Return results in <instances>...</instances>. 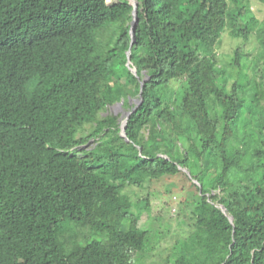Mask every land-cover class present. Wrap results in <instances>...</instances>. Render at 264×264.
<instances>
[{
    "label": "trees",
    "instance_id": "trees-1",
    "mask_svg": "<svg viewBox=\"0 0 264 264\" xmlns=\"http://www.w3.org/2000/svg\"><path fill=\"white\" fill-rule=\"evenodd\" d=\"M137 2L133 75L126 0H0V264L144 261L174 177L193 218L161 264H264V0ZM129 97L126 141L102 113Z\"/></svg>",
    "mask_w": 264,
    "mask_h": 264
},
{
    "label": "rangeland",
    "instance_id": "rangeland-1",
    "mask_svg": "<svg viewBox=\"0 0 264 264\" xmlns=\"http://www.w3.org/2000/svg\"><path fill=\"white\" fill-rule=\"evenodd\" d=\"M114 1L118 0H107V3L111 4ZM249 16L255 22L253 21L249 24V32L251 33H249V42L245 46L252 55H255L256 51L251 50L250 44H258L256 30L264 27V4L258 2L257 5V3H253L249 9ZM226 32L222 35L220 45L216 47V53L221 63H232V51L236 46L241 44L242 39L230 37ZM126 98H122L121 100L125 102ZM135 103L136 97H129L128 108L123 103L118 102L112 106H108L107 111L102 113V116L110 115L118 117V124L121 126L126 114L131 111ZM188 192H192V189L187 183L182 182L177 177L168 179L163 184L153 186L150 206L152 218L157 224L152 228L155 231L165 233L159 234L158 241L155 243L154 252L152 254L150 253L149 257L144 259V261H135L133 254V264H161L160 257H165V254L160 255L159 252L170 250L177 241L186 237L185 232L182 231V227L179 224L181 222L192 223V201L189 200L191 193L186 195ZM128 193L131 197L132 192L128 191ZM95 238L96 236H90V239ZM81 240L80 243L82 242Z\"/></svg>",
    "mask_w": 264,
    "mask_h": 264
},
{
    "label": "water",
    "instance_id": "water-1",
    "mask_svg": "<svg viewBox=\"0 0 264 264\" xmlns=\"http://www.w3.org/2000/svg\"><path fill=\"white\" fill-rule=\"evenodd\" d=\"M128 2H129L131 5L134 4L133 7L135 6V2L132 3V2L129 1V0H128ZM132 19H133V22H132V24H131V29H130V35H131V40H132V42H131V44H130V47L132 46V44H133V42H134V37H135V26L138 24V19H137V17H136L135 9L133 10V18H132ZM126 67H127L128 69L131 68V67H130V56H129V51H128L127 55H126ZM131 70H132V73H133L134 75H136V69L133 68V69H131ZM143 84H144V81L141 82V85H140V92H139V94H138L139 97L141 96V91H142ZM134 111H135V108H134L133 112H134ZM130 114H131V112H128V113L126 114L125 120H124L123 123H122L121 136H122L123 138H125V139H126V137H125V127H126L127 119H128V117H129ZM183 171L186 172V174H187L188 176H190V173H189L187 170H183ZM194 183H195V182H194ZM222 211H224L223 208H222ZM230 221H232L231 218H230Z\"/></svg>",
    "mask_w": 264,
    "mask_h": 264
},
{
    "label": "clouds",
    "instance_id": "clouds-1",
    "mask_svg": "<svg viewBox=\"0 0 264 264\" xmlns=\"http://www.w3.org/2000/svg\"><path fill=\"white\" fill-rule=\"evenodd\" d=\"M127 2H128V0H126ZM106 2H107V0H106ZM131 2L133 3V2H135V6L133 7V5L134 4H130L129 2H128V4L130 5V6H132V8H133V10L135 9V12H136V17H137V12H138V2H137V0H131ZM108 4V3H107ZM132 18H133V12H132ZM132 22H133V19L131 20V24H132ZM131 29V28H130ZM135 38V37H134ZM135 40V39H134ZM132 42V41H131ZM131 44V43H130ZM130 46H129V49H128V51H129V56H130ZM128 51H127V53H128ZM127 53H126V55H127ZM125 66H126V64H125ZM130 69H128V70H130L131 71V73H132V70L131 69H133V68H135L133 65H132V63H131V59H130ZM136 69V68H135ZM133 74V73H132ZM134 75V74H133ZM142 82V81H141ZM120 103H122V102H120ZM133 110H134V108H133ZM131 113H132V111H130ZM131 115V114H130ZM129 115V116H130ZM129 118V117H128ZM125 120V119H124ZM128 120V119H127ZM126 125H127V123H126ZM121 128H122V125L120 126V136H121ZM125 129H126V127H125ZM122 137V136H121ZM125 137H126V135H125ZM123 138V137H122ZM124 140H126L127 141V139H125V138H123Z\"/></svg>",
    "mask_w": 264,
    "mask_h": 264
}]
</instances>
